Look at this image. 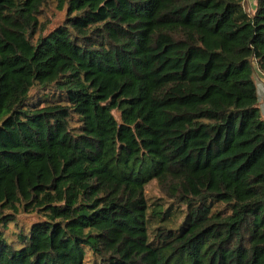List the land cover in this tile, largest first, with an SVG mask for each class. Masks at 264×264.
I'll list each match as a JSON object with an SVG mask.
<instances>
[{
	"label": "trees",
	"instance_id": "16d2710c",
	"mask_svg": "<svg viewBox=\"0 0 264 264\" xmlns=\"http://www.w3.org/2000/svg\"><path fill=\"white\" fill-rule=\"evenodd\" d=\"M244 3L0 0V264H264Z\"/></svg>",
	"mask_w": 264,
	"mask_h": 264
},
{
	"label": "rangeland",
	"instance_id": "374dc122",
	"mask_svg": "<svg viewBox=\"0 0 264 264\" xmlns=\"http://www.w3.org/2000/svg\"><path fill=\"white\" fill-rule=\"evenodd\" d=\"M257 0H245L244 6H245V10L247 13L249 14H253L254 11V7H255V3ZM58 16L56 17V19H54V24L56 23H60L61 21H63V15H60V13H57ZM255 81L258 87V95H259V106L260 109L263 113V105H264V75L257 70L255 72ZM48 91L47 90H42V89H36L34 91H32L31 93V97L32 99L36 100L39 96H44L45 94H47ZM36 96H38L37 98H35ZM264 115V113H263ZM150 125V123H148V126ZM147 196L148 199L150 200V202H155L157 200L160 199L161 194L160 191L158 190V186L155 182H152L149 184V186L147 187ZM25 219H29V218H21V220H25ZM11 229L13 230V226H11ZM94 258L91 255L90 251H87L86 254V261L85 264H93Z\"/></svg>",
	"mask_w": 264,
	"mask_h": 264
},
{
	"label": "crops",
	"instance_id": "0c3cea01",
	"mask_svg": "<svg viewBox=\"0 0 264 264\" xmlns=\"http://www.w3.org/2000/svg\"><path fill=\"white\" fill-rule=\"evenodd\" d=\"M254 5H256V3ZM254 9H255V7H254ZM262 107H263V113H264V105Z\"/></svg>",
	"mask_w": 264,
	"mask_h": 264
}]
</instances>
